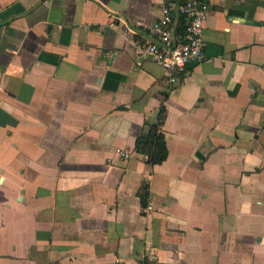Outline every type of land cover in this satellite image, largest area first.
Listing matches in <instances>:
<instances>
[{
	"label": "crops",
	"instance_id": "1",
	"mask_svg": "<svg viewBox=\"0 0 264 264\" xmlns=\"http://www.w3.org/2000/svg\"><path fill=\"white\" fill-rule=\"evenodd\" d=\"M163 1L0 0V264H264V0H204L179 87L133 51Z\"/></svg>",
	"mask_w": 264,
	"mask_h": 264
},
{
	"label": "built area",
	"instance_id": "2",
	"mask_svg": "<svg viewBox=\"0 0 264 264\" xmlns=\"http://www.w3.org/2000/svg\"><path fill=\"white\" fill-rule=\"evenodd\" d=\"M208 13L204 0H164L161 17L146 27V38L134 45V53L152 58L167 82L179 87L190 74L188 66L200 65L206 59L203 26ZM135 25L145 27L141 21ZM119 154L125 160L129 158L126 152ZM150 210L148 204L142 211L146 214Z\"/></svg>",
	"mask_w": 264,
	"mask_h": 264
},
{
	"label": "trees",
	"instance_id": "3",
	"mask_svg": "<svg viewBox=\"0 0 264 264\" xmlns=\"http://www.w3.org/2000/svg\"><path fill=\"white\" fill-rule=\"evenodd\" d=\"M164 114L165 109L162 107L157 123L150 124L148 130L139 136L135 142V152L145 157L150 166L162 164L168 157V148L162 132ZM146 196L147 190L142 188L140 198L143 205H145Z\"/></svg>",
	"mask_w": 264,
	"mask_h": 264
}]
</instances>
